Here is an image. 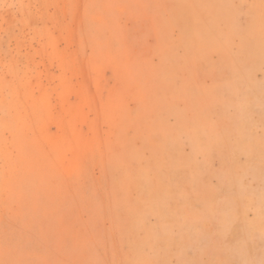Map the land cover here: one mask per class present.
Here are the masks:
<instances>
[{"label": "rangeland", "instance_id": "rangeland-1", "mask_svg": "<svg viewBox=\"0 0 264 264\" xmlns=\"http://www.w3.org/2000/svg\"><path fill=\"white\" fill-rule=\"evenodd\" d=\"M0 264H264V0H0Z\"/></svg>", "mask_w": 264, "mask_h": 264}]
</instances>
